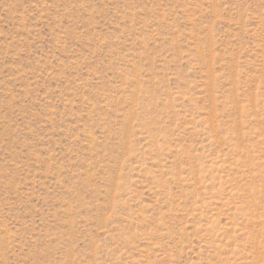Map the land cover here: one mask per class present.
<instances>
[{"label": "rangeland", "instance_id": "obj_1", "mask_svg": "<svg viewBox=\"0 0 264 264\" xmlns=\"http://www.w3.org/2000/svg\"><path fill=\"white\" fill-rule=\"evenodd\" d=\"M0 264H264V0H0Z\"/></svg>", "mask_w": 264, "mask_h": 264}]
</instances>
